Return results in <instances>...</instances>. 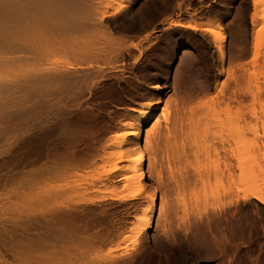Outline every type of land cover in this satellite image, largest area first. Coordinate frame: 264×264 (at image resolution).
Masks as SVG:
<instances>
[{
	"label": "rangeland",
	"instance_id": "rangeland-1",
	"mask_svg": "<svg viewBox=\"0 0 264 264\" xmlns=\"http://www.w3.org/2000/svg\"><path fill=\"white\" fill-rule=\"evenodd\" d=\"M252 8L251 0H135L40 49L47 74L75 77L46 91L42 77L30 88L0 61V147L17 135L29 139L24 149L42 139L53 151L33 164L0 154V264H264V203L241 199L244 190L264 196V9L252 26ZM205 28L224 34L222 61ZM158 99L155 125L112 143L134 119L131 107ZM235 138L242 181L226 151ZM120 152L142 153V190L98 200L123 190L120 171L106 174ZM148 194L157 204L133 243L129 226Z\"/></svg>",
	"mask_w": 264,
	"mask_h": 264
},
{
	"label": "bare ground",
	"instance_id": "bare-ground-1",
	"mask_svg": "<svg viewBox=\"0 0 264 264\" xmlns=\"http://www.w3.org/2000/svg\"><path fill=\"white\" fill-rule=\"evenodd\" d=\"M134 1L135 0H118L114 5V7L112 8L106 5H101V1L98 0H0V49L2 51L0 52L2 53L1 54L2 57L0 56L2 60L0 59V61H2L3 65L5 66L4 67L2 65V68H5L4 72H6V74L10 73V75L18 74L20 79H23L22 81H24V83L25 82L28 83L26 84L27 86L29 84H32V82H33L32 85H35L36 83V85L38 86V83L40 82V85L43 88H45V91L46 88H48V86L63 84L64 82L66 83L68 78L69 79L70 77L71 79L75 78L72 76V74H68L66 71L65 72L67 73V75H63V76H59V74L58 75H51L50 73L47 74L51 70L52 65L50 66L48 62L45 63L41 61V59L45 60L46 59L45 56H47L45 54L47 52H45L43 48L54 47L56 43L61 44L64 39H66L68 36L69 37L71 36L70 35L71 33L73 34L74 32L77 31L79 32L91 26H95V25L100 26L104 24V22L107 20L108 17H111L122 10L127 11L128 8L134 3ZM263 1L264 0H251L253 8L250 14V20L252 26H255L257 24L260 13L264 9ZM129 11L127 13H129ZM130 14L132 13H129V15ZM128 18L130 19V17ZM169 25L185 26L192 28L194 27V25H192L191 23L188 22L181 23V21L179 20H172L169 22ZM205 29L208 30L212 40L215 42V49L222 61L224 56V50H223V42H225L224 34L219 29H215V28H205ZM256 47L257 45L253 44L254 50H256ZM40 49H42V52L43 51L45 52L44 53L45 56H43V53H41ZM52 50L54 52L55 49L53 48ZM50 53L52 52L50 51ZM62 67L64 68V66ZM70 67L72 69V66ZM67 69L68 68H66V70ZM67 71L70 72V70ZM4 72L3 74H5ZM65 72L64 73L61 72V74H66ZM38 76L42 77V80L41 81L39 80L38 83L37 82L34 83V80H37V78L39 79ZM30 86L31 85H29V87ZM37 89L40 90V88ZM150 89L153 91L155 96H158V94L162 91V87L158 84L151 86ZM51 90L52 89H48L49 92ZM50 95L53 96L52 94ZM55 97L56 95L54 96V99L57 98ZM38 106H40V104ZM159 106H160V101L158 99L157 101H145L138 107H131L130 110L135 114L134 119L126 123V125L128 126L126 129H124L122 132L114 136L112 143L115 144L116 146H120L131 136H135V138H138L140 135V131H137L136 129L140 128L146 122L154 120L152 125H155L157 118L154 116V114ZM4 108L5 107H3V110ZM15 114L20 115V113H15ZM3 116L6 117L9 116V114L7 112L6 114L2 113L1 119H3L2 118ZM163 116L165 117L166 114L164 113ZM6 126L7 124L4 121H0V127H6ZM49 127H46L45 129L48 130L47 128ZM45 129H43V132ZM149 130L147 129L146 132ZM39 134L40 133L38 132V135ZM11 136L12 135H10V137ZM16 136L17 135H15L14 137L13 135L12 139H9L10 138L9 137L8 138L9 141H7L6 139L7 142H5V144L0 147V154H4L8 152L13 153L14 155L19 154L20 156H22L21 161L23 164L25 163L33 164L35 159L30 157H34L35 155L38 154L44 157L51 155L53 153V151L51 150L50 147H48V145H45L44 143L41 142L42 139L37 141L38 142L37 147L35 148L33 147L32 149H24V146L23 147L19 146L21 145L20 142L22 143L26 141L29 142V139L27 138V140L24 141V139H19L18 136L17 137ZM236 136L237 134L235 135V137ZM41 137L43 138V136ZM144 138H146V136ZM240 139L239 138L232 139L233 146L226 150L227 152H229V155L231 154L230 157L234 156L235 159H238V161L235 163L234 166V168L237 170L238 181H242L246 173V168H245L246 166L244 165L245 163L243 164L241 159L239 160V157L241 156L240 154L243 152V143L241 142ZM39 142L44 144V146L43 145L39 146L40 145ZM50 144H53V142ZM38 156L35 158H38ZM41 157L38 159H41ZM115 158L116 159H114L115 161L113 162V164L110 166L109 169H107L106 174H111L115 171H120L121 172L120 178L118 179L124 181L122 182V184L125 183L123 185V190L111 191L107 193V196L105 195L104 197L98 200L107 199V198L117 199V200H129L136 198L137 195L140 194V191L142 190L141 181L144 176V172L142 171L141 168L143 162L142 153H135L131 158H129V154L125 152H120ZM128 160H130L129 165H126L127 163L123 164V162ZM37 171L39 170L37 169ZM244 191L246 192V190ZM245 192L242 193L243 195L241 196V199H246L249 196H254L257 197L262 203H264V196L262 195L260 196L258 192L257 193L256 192L245 193ZM156 201L157 199L155 194H148L147 200L142 204L140 210L134 216L129 226V230H130L129 235L132 237L131 242H133V240L137 238V236L141 233L142 230H145L147 228V223L149 220L148 214L154 209V206L157 204Z\"/></svg>",
	"mask_w": 264,
	"mask_h": 264
},
{
	"label": "crops",
	"instance_id": "crops-1",
	"mask_svg": "<svg viewBox=\"0 0 264 264\" xmlns=\"http://www.w3.org/2000/svg\"><path fill=\"white\" fill-rule=\"evenodd\" d=\"M105 201H111V199H107V200H105ZM101 202V201H100Z\"/></svg>",
	"mask_w": 264,
	"mask_h": 264
}]
</instances>
